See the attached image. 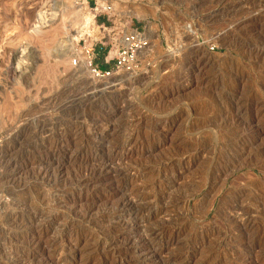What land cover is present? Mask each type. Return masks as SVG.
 Here are the masks:
<instances>
[{"label":"rangeland","instance_id":"rangeland-1","mask_svg":"<svg viewBox=\"0 0 264 264\" xmlns=\"http://www.w3.org/2000/svg\"><path fill=\"white\" fill-rule=\"evenodd\" d=\"M0 264H264V0H0Z\"/></svg>","mask_w":264,"mask_h":264},{"label":"built area","instance_id":"built-area-1","mask_svg":"<svg viewBox=\"0 0 264 264\" xmlns=\"http://www.w3.org/2000/svg\"><path fill=\"white\" fill-rule=\"evenodd\" d=\"M102 7V11L106 13H110L112 10V6L110 5H104ZM148 45L149 37L147 36L146 32L141 31L139 28H129L125 32H123L121 41L117 46L113 67L104 69L101 68L97 63L94 64V57L91 54L90 50H88L87 53H89L88 56L90 58V69L95 76L100 78L110 76L111 74L116 72L132 70L138 59V55L143 50H145ZM106 61L108 62V60ZM79 63V56L73 58V60L71 61V64L73 66H77Z\"/></svg>","mask_w":264,"mask_h":264},{"label":"crops","instance_id":"crops-1","mask_svg":"<svg viewBox=\"0 0 264 264\" xmlns=\"http://www.w3.org/2000/svg\"><path fill=\"white\" fill-rule=\"evenodd\" d=\"M96 51H97L96 52V55H97L96 56V63L98 65L103 64L107 68L112 67V63L110 61L107 62L106 60H104V61L101 60V58L103 57V59H104V56H105V50H103L102 46H100Z\"/></svg>","mask_w":264,"mask_h":264},{"label":"bare ground","instance_id":"bare-ground-1","mask_svg":"<svg viewBox=\"0 0 264 264\" xmlns=\"http://www.w3.org/2000/svg\"><path fill=\"white\" fill-rule=\"evenodd\" d=\"M88 57V56H87ZM90 59V58H89ZM89 62L90 61H85V63H84V61L83 60H81V66H82V68H85V69H89L90 68V65H89ZM97 77V76H96ZM107 77H109V76H107ZM97 78H100V77H97ZM89 84L91 83V82H88ZM123 204V203H122ZM126 205V204H125ZM131 206V205H130ZM125 209V208H124ZM145 236V235H144ZM147 237H145L144 239H146Z\"/></svg>","mask_w":264,"mask_h":264},{"label":"trees","instance_id":"trees-1","mask_svg":"<svg viewBox=\"0 0 264 264\" xmlns=\"http://www.w3.org/2000/svg\"><path fill=\"white\" fill-rule=\"evenodd\" d=\"M98 21L99 22H103V23H109L108 21H107V19H106V17H100L99 19H98ZM100 47V46H99ZM101 60L102 61H104V59H103V57L101 58ZM100 65H102L103 67H104V69H109V68H107L106 66H104L103 64H100Z\"/></svg>","mask_w":264,"mask_h":264}]
</instances>
